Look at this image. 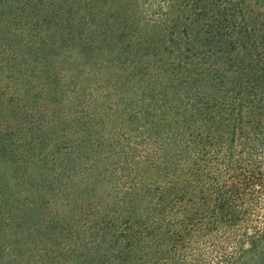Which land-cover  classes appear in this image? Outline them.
Listing matches in <instances>:
<instances>
[{
    "label": "trees",
    "instance_id": "16d2710c",
    "mask_svg": "<svg viewBox=\"0 0 264 264\" xmlns=\"http://www.w3.org/2000/svg\"><path fill=\"white\" fill-rule=\"evenodd\" d=\"M0 264H264V0H0Z\"/></svg>",
    "mask_w": 264,
    "mask_h": 264
}]
</instances>
